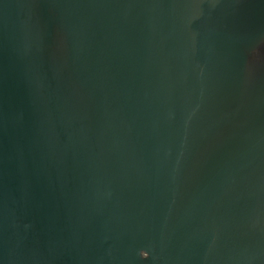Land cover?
Wrapping results in <instances>:
<instances>
[{
	"label": "water",
	"instance_id": "obj_1",
	"mask_svg": "<svg viewBox=\"0 0 264 264\" xmlns=\"http://www.w3.org/2000/svg\"><path fill=\"white\" fill-rule=\"evenodd\" d=\"M0 264H264V0H0Z\"/></svg>",
	"mask_w": 264,
	"mask_h": 264
},
{
	"label": "clouds",
	"instance_id": "obj_2",
	"mask_svg": "<svg viewBox=\"0 0 264 264\" xmlns=\"http://www.w3.org/2000/svg\"><path fill=\"white\" fill-rule=\"evenodd\" d=\"M143 257L147 258L149 256V252L147 250H141L140 253Z\"/></svg>",
	"mask_w": 264,
	"mask_h": 264
}]
</instances>
